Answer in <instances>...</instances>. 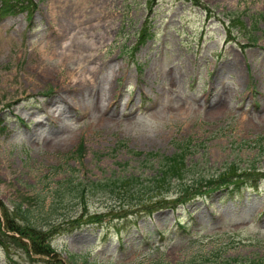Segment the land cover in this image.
I'll list each match as a JSON object with an SVG mask.
<instances>
[{"label": "rangeland", "instance_id": "rangeland-1", "mask_svg": "<svg viewBox=\"0 0 264 264\" xmlns=\"http://www.w3.org/2000/svg\"><path fill=\"white\" fill-rule=\"evenodd\" d=\"M23 5L0 19V264H264V180L149 215L102 191L51 207L66 179L153 173L150 153L185 150L205 174L264 171V0Z\"/></svg>", "mask_w": 264, "mask_h": 264}, {"label": "trees", "instance_id": "trees-1", "mask_svg": "<svg viewBox=\"0 0 264 264\" xmlns=\"http://www.w3.org/2000/svg\"><path fill=\"white\" fill-rule=\"evenodd\" d=\"M24 0H2L0 5V17L7 15L17 14L27 9L23 5ZM150 27L145 26L142 31L139 32L142 40L145 37L150 36ZM1 125V122H0ZM1 130V129H0ZM184 150V149H183ZM151 157V158H150ZM151 162L152 172L151 174H130L126 175L125 171L120 170L118 176L113 173L109 177H104L101 180L93 181L91 179H66L65 182H61L59 187H63L64 184L68 185L70 192L66 190H57L56 195L53 197L51 207L54 210L57 203L65 199H77L83 197L88 191H102L110 200L118 202V205L114 209L118 211L135 212L144 210V215L153 213L155 209L171 208L177 209L178 204L186 205L191 201H208L212 198V195L221 191L222 197H236L241 196L242 193L249 188L258 189L264 179V171L256 167L255 163L250 164L244 169L243 172H238L239 166H236L235 162L229 163L222 171L205 174L198 170V168L189 162L186 151L176 152L172 155L161 153H150L147 157ZM150 173V172H149ZM64 190V191H62ZM177 196L174 198V196ZM65 196V199L63 197ZM173 197V200H177V205L173 202L170 203L167 197ZM152 210V211H151ZM117 211V212H118ZM22 221L27 223V227L31 231H38L39 218L35 215V212L29 208H23L21 205L15 206L13 210ZM82 219L86 215V212L81 213ZM6 218H7V214ZM98 214L89 215L88 219H84L79 222L73 229L83 227H97L95 225ZM116 215L115 217H118ZM181 221V220H179ZM7 225H5L6 231L20 233L21 228L14 226L9 218L6 219ZM78 221H72L76 223ZM101 225V224H98ZM1 228V226H0ZM6 238L14 237L8 236ZM2 237V238H5ZM5 238V239H6ZM2 241H0V245ZM217 264V263H216ZM225 264V263H220ZM261 264V263H259Z\"/></svg>", "mask_w": 264, "mask_h": 264}]
</instances>
